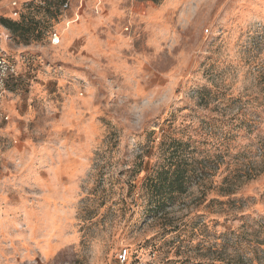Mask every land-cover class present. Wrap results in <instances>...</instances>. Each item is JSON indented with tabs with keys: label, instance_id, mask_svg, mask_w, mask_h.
<instances>
[{
	"label": "rangeland",
	"instance_id": "obj_1",
	"mask_svg": "<svg viewBox=\"0 0 264 264\" xmlns=\"http://www.w3.org/2000/svg\"><path fill=\"white\" fill-rule=\"evenodd\" d=\"M12 1L0 264H264V0ZM174 141L219 168L155 213Z\"/></svg>",
	"mask_w": 264,
	"mask_h": 264
},
{
	"label": "trees",
	"instance_id": "obj_2",
	"mask_svg": "<svg viewBox=\"0 0 264 264\" xmlns=\"http://www.w3.org/2000/svg\"><path fill=\"white\" fill-rule=\"evenodd\" d=\"M151 1L158 2V0ZM0 22L14 34L19 30V24L16 22L12 23V21L4 19H0ZM172 145L174 146V152L171 154L174 156L173 162L169 166L159 169L154 177L147 178L143 186L150 198L149 203L155 204L154 207L148 208L154 210L155 213L165 203L174 201L175 196L185 193L195 182L194 179L197 178L196 184L202 185L209 172L214 173L219 168L216 161L209 164L207 161L195 159L190 153V146L186 143L174 141Z\"/></svg>",
	"mask_w": 264,
	"mask_h": 264
},
{
	"label": "built area",
	"instance_id": "obj_3",
	"mask_svg": "<svg viewBox=\"0 0 264 264\" xmlns=\"http://www.w3.org/2000/svg\"><path fill=\"white\" fill-rule=\"evenodd\" d=\"M10 5V7L15 8V12H11V20L18 19L20 16L19 8L16 1L4 0ZM67 7V4L64 5ZM1 39V36H0ZM51 43L57 45L59 43V37L56 33L51 36ZM16 76V67L12 64L7 57L4 55L2 49L0 48V103L2 98L7 94V87L9 80ZM127 259V252L123 251L118 255V262L120 264L125 263Z\"/></svg>",
	"mask_w": 264,
	"mask_h": 264
},
{
	"label": "crops",
	"instance_id": "obj_4",
	"mask_svg": "<svg viewBox=\"0 0 264 264\" xmlns=\"http://www.w3.org/2000/svg\"><path fill=\"white\" fill-rule=\"evenodd\" d=\"M10 1H12V0H10ZM7 2V1H6ZM80 3H82V0H80L79 1ZM77 22V19L76 20H74V21H72V22H68L67 24H65V25H68V24H70V23H76ZM82 29V26L81 27H75V29H71V32L69 33V31H68V34H70V36L72 35V37L74 38L75 36H79L80 35V33H82L83 32V29Z\"/></svg>",
	"mask_w": 264,
	"mask_h": 264
}]
</instances>
